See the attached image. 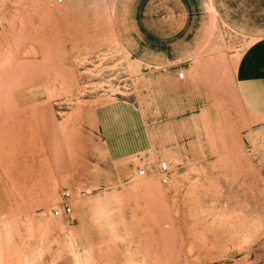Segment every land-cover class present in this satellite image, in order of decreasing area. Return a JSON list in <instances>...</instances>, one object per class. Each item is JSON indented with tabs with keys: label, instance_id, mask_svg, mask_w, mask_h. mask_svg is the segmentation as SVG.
I'll list each match as a JSON object with an SVG mask.
<instances>
[{
	"label": "rangeland",
	"instance_id": "rangeland-1",
	"mask_svg": "<svg viewBox=\"0 0 264 264\" xmlns=\"http://www.w3.org/2000/svg\"><path fill=\"white\" fill-rule=\"evenodd\" d=\"M213 1L0 0V264H264L253 39Z\"/></svg>",
	"mask_w": 264,
	"mask_h": 264
},
{
	"label": "crops",
	"instance_id": "crops-1",
	"mask_svg": "<svg viewBox=\"0 0 264 264\" xmlns=\"http://www.w3.org/2000/svg\"><path fill=\"white\" fill-rule=\"evenodd\" d=\"M213 2L220 10L228 12L226 20L244 22L249 32L248 38L253 39L238 59L235 76L243 99L264 113V0Z\"/></svg>",
	"mask_w": 264,
	"mask_h": 264
},
{
	"label": "built area",
	"instance_id": "built-area-1",
	"mask_svg": "<svg viewBox=\"0 0 264 264\" xmlns=\"http://www.w3.org/2000/svg\"><path fill=\"white\" fill-rule=\"evenodd\" d=\"M180 78L185 77V73H180L179 74ZM159 171L161 174V181L162 183H168L169 181V172H170V165L167 161H162L159 165ZM147 169L146 168H141L138 170V175L139 176H146L147 175ZM62 198L64 200V204L62 208H56L53 210V215L55 217H60L63 214L70 215L72 213V206L71 204L68 203V201L72 198L71 192L70 191H64L62 193Z\"/></svg>",
	"mask_w": 264,
	"mask_h": 264
}]
</instances>
